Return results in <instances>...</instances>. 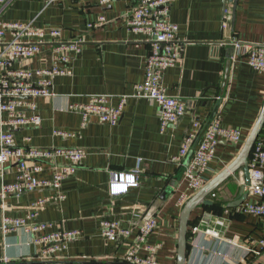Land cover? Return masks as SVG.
I'll return each instance as SVG.
<instances>
[{"label":"crops","instance_id":"1","mask_svg":"<svg viewBox=\"0 0 264 264\" xmlns=\"http://www.w3.org/2000/svg\"><path fill=\"white\" fill-rule=\"evenodd\" d=\"M5 1L1 21L40 30L57 29L65 42L82 40L81 51L71 55V74L54 77V96L36 100L41 124L14 132L20 147L79 148L86 152L74 174L62 181L65 199L39 209L38 221L52 225L47 232L81 234L54 258V263L122 264L141 223L154 217L158 227L147 243L160 246L158 264H175L180 212L176 203L184 194L188 198L193 195L183 179L185 165L216 116L222 127L240 130L244 142L261 111L264 75L249 67L240 54L243 46L263 41L264 0L173 3L169 20L178 28L176 38L181 51L175 66L164 72L162 81L167 94L187 103L188 108L164 133L160 132L159 108L147 99L128 98L115 126L92 119L82 128L80 115L68 110L69 105L86 104L93 96H110L111 105L116 106L120 96L130 95L133 86L142 82L149 37L132 32L126 23L141 0H114L105 6L93 0ZM100 17L105 21L97 26ZM51 58L50 46L45 44L38 56L17 62L13 68H49ZM228 61V86L225 97L220 99ZM194 122L199 123L198 128L193 127ZM56 130L72 136H56ZM193 130L191 152L182 164H176L173 159L178 156L183 139ZM239 150V146L219 142L209 163L208 182L234 161ZM138 160V186L120 196H111L109 173H130ZM62 165L68 163L57 160L54 165L42 164L37 177L51 178L54 167ZM16 175V166L10 161L0 172V185L14 183ZM244 184L238 171L208 197L215 208L201 206L192 213L188 230L198 227L200 232L188 236L186 264H264V253L254 260L248 255L263 236L260 222L242 214L239 206L232 207ZM52 193L38 189L7 195L0 199V218H24L34 200ZM101 221L115 222L129 235L106 240L99 232ZM38 251L29 234L18 230L3 236L0 231V260H33Z\"/></svg>","mask_w":264,"mask_h":264},{"label":"built area","instance_id":"2","mask_svg":"<svg viewBox=\"0 0 264 264\" xmlns=\"http://www.w3.org/2000/svg\"><path fill=\"white\" fill-rule=\"evenodd\" d=\"M93 1L101 6L114 2V0ZM175 1L141 0L132 10L126 21L129 29L149 37V52L143 80L133 86L130 95L120 96L116 106L111 105L110 96H93L86 104L69 105V111L80 115L82 128L92 119L115 126L120 120L128 98L147 99L159 108L161 133L184 116L188 104L179 98L169 96L162 81L164 72L175 66L181 51L176 38L178 28L169 20L170 9ZM5 4V0H0V11ZM104 21V18L100 17L96 25L102 26ZM232 43L236 48H241L238 42L233 40ZM45 44L50 46L52 54L49 68L35 71L13 68L17 62L34 59L41 53V48ZM81 46L82 40L63 41L61 31L57 29L40 30L30 25L0 20V172L10 161L14 162L17 171L14 183L0 185V199L4 200L7 195H21L38 189L53 191L46 197L34 200L24 218L1 216L0 231L3 236L21 230L31 236L33 244L39 248V251L35 258H32L33 260L10 261L4 258L0 260V264H56L54 258L61 254L70 242L80 238L81 234L78 231L47 232L52 225L38 221V216L39 209L45 204L65 199L61 191L62 181L74 174L79 163L85 158L86 152L79 148L20 147L15 141L14 132L27 127H38L41 124L36 100L54 96L53 78L71 74L69 68L71 55L79 53ZM240 55L245 58L249 67L264 75V38L261 44L243 46ZM193 127L198 128L199 123L194 122ZM54 135L65 138L72 136L60 130L54 131ZM260 136L249 155V185L245 186L247 196L239 206L242 214L257 218L262 227L263 236L248 252L253 260L264 253V136ZM194 137L195 130L183 139L179 154L173 159L176 164H182L190 154ZM221 140L239 147L243 143L241 131L222 127L220 118L216 116L184 168L183 179L191 194L208 182L209 163L214 158ZM57 160H64L68 165L55 166L51 178L37 177L42 170V164L54 165ZM140 163L141 160H138L136 168L130 173H109L111 196H120L138 186ZM188 199L187 195H182L176 207L181 209ZM157 227L158 222L154 217H149L141 223L122 264H158L156 255L160 246L147 243ZM99 232L106 240L129 235V231L111 221H101ZM199 232L198 227L190 230L192 236H196Z\"/></svg>","mask_w":264,"mask_h":264},{"label":"water","instance_id":"3","mask_svg":"<svg viewBox=\"0 0 264 264\" xmlns=\"http://www.w3.org/2000/svg\"><path fill=\"white\" fill-rule=\"evenodd\" d=\"M230 62H226V67L224 71V77L222 80V85L220 88L219 98L223 99L225 97L226 88L228 86ZM264 128V101L261 111L245 138L240 150L234 159V161L227 166L223 171L216 175L213 179L207 182L200 190L195 192L189 199L185 202L183 207L180 209L178 218V233H177V244H176V256L175 264H186L187 259V236H188V226L190 222V217L192 213L201 206H210L212 202L208 200L210 194L218 188L223 182L230 179L238 171L242 173L244 177L245 184L240 187L238 193V201L232 205V207L240 206L246 200L245 186L249 185V172H248V159L253 148L254 143L261 134Z\"/></svg>","mask_w":264,"mask_h":264},{"label":"trees","instance_id":"4","mask_svg":"<svg viewBox=\"0 0 264 264\" xmlns=\"http://www.w3.org/2000/svg\"><path fill=\"white\" fill-rule=\"evenodd\" d=\"M261 136L260 137H263L264 136V128H263V130H262V132H261V134H260ZM202 207H208L209 209H213V208H215V204H213L212 203V205H210V206H202ZM190 223V222H189ZM191 234H190V232H189V230H188V236H190ZM188 236H187V255H188V251H189V248H188V241H189V238H188Z\"/></svg>","mask_w":264,"mask_h":264}]
</instances>
